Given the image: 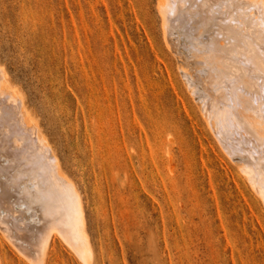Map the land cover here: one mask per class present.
Segmentation results:
<instances>
[{"label":"rangeland","instance_id":"obj_1","mask_svg":"<svg viewBox=\"0 0 264 264\" xmlns=\"http://www.w3.org/2000/svg\"><path fill=\"white\" fill-rule=\"evenodd\" d=\"M160 1L0 0V65L80 191L91 264H264L263 200L210 131ZM59 237L41 263L86 264ZM8 240L0 264H29Z\"/></svg>","mask_w":264,"mask_h":264},{"label":"bare ground","instance_id":"obj_2","mask_svg":"<svg viewBox=\"0 0 264 264\" xmlns=\"http://www.w3.org/2000/svg\"><path fill=\"white\" fill-rule=\"evenodd\" d=\"M161 1L164 34L178 56L188 53L179 50L184 41L190 43L193 58L184 60L192 69L181 68L205 122L264 205V0H163L165 9ZM7 76L0 65V228L30 258L24 263H47L59 232V241L91 264L96 254L80 191Z\"/></svg>","mask_w":264,"mask_h":264}]
</instances>
